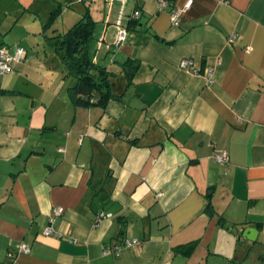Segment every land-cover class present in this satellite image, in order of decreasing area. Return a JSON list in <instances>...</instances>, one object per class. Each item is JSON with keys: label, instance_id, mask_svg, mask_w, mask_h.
I'll return each instance as SVG.
<instances>
[{"label": "crops", "instance_id": "1", "mask_svg": "<svg viewBox=\"0 0 264 264\" xmlns=\"http://www.w3.org/2000/svg\"><path fill=\"white\" fill-rule=\"evenodd\" d=\"M187 1L0 0V44L25 51L0 75V264H264V0H191L173 24ZM85 11L104 106L70 101L50 45Z\"/></svg>", "mask_w": 264, "mask_h": 264}, {"label": "trees", "instance_id": "2", "mask_svg": "<svg viewBox=\"0 0 264 264\" xmlns=\"http://www.w3.org/2000/svg\"><path fill=\"white\" fill-rule=\"evenodd\" d=\"M94 29L95 21L85 11L72 26L63 33L54 35L50 42L52 48L59 52L62 64L74 80L67 92L70 101L76 106L90 105L93 98L99 105L104 106L110 98L120 95L114 93L112 88L114 74L106 67L98 65L91 57ZM84 96L88 99H83Z\"/></svg>", "mask_w": 264, "mask_h": 264}, {"label": "built area", "instance_id": "3", "mask_svg": "<svg viewBox=\"0 0 264 264\" xmlns=\"http://www.w3.org/2000/svg\"><path fill=\"white\" fill-rule=\"evenodd\" d=\"M160 6V9H167L168 7H171V0H157ZM191 5V0L187 1L184 5L183 8H170L169 11V15H170V20L173 24H177L178 23V15L180 14V12H182L183 10L189 8V6ZM132 17H137L138 16V12L135 11L132 15ZM125 35V31L124 29L120 28L119 26L117 27V33L115 35V41L114 44L117 45L118 43H120ZM25 55V51L22 47H17L15 49V52L13 54H9L7 52V49L5 46L0 44V75H5L8 74L9 72L12 71L13 66L15 63H17L18 61H20ZM179 67L181 69H185V70H193V66H192V61L190 59H183L180 63H179ZM214 156V160L218 163H226L228 161V154L226 151H221V152H215L213 154ZM64 209L61 206H57L54 207L51 211L50 217H49V224L53 223L55 217L60 216L63 213ZM105 215V213L100 212L98 213V215L95 218V224H97L99 222V220L101 218H103ZM53 232L51 226H47L43 229V235L45 236H49L51 235ZM139 244V241L136 239L133 240H129V239H125L123 240L121 243H116L114 246V253H117L120 251V249L122 248V246H126V247H135ZM17 253H28L30 251V247L28 244L20 242L17 245ZM16 253L13 252H8L7 253V258H8V262L7 264H12L13 263V259L15 257Z\"/></svg>", "mask_w": 264, "mask_h": 264}, {"label": "water", "instance_id": "4", "mask_svg": "<svg viewBox=\"0 0 264 264\" xmlns=\"http://www.w3.org/2000/svg\"><path fill=\"white\" fill-rule=\"evenodd\" d=\"M83 99H88V97L84 96ZM242 229V228H240ZM257 230L254 228H243L242 229V237L244 241L253 240L255 237L251 236L252 234L256 233Z\"/></svg>", "mask_w": 264, "mask_h": 264}, {"label": "rangeland", "instance_id": "5", "mask_svg": "<svg viewBox=\"0 0 264 264\" xmlns=\"http://www.w3.org/2000/svg\"><path fill=\"white\" fill-rule=\"evenodd\" d=\"M67 28H69V27H67ZM67 28H66V29H67ZM66 29H65V30H66Z\"/></svg>", "mask_w": 264, "mask_h": 264}]
</instances>
